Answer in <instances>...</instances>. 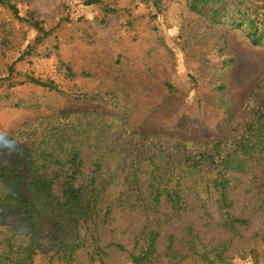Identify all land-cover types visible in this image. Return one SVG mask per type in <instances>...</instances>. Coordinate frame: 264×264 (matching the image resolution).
<instances>
[{"label": "trees", "instance_id": "16d2710c", "mask_svg": "<svg viewBox=\"0 0 264 264\" xmlns=\"http://www.w3.org/2000/svg\"><path fill=\"white\" fill-rule=\"evenodd\" d=\"M146 2L157 15L161 0ZM185 3L210 45L202 62L214 51L229 56L226 36L235 30L252 47L264 48V0ZM0 5L32 26L40 34L37 42L48 37L33 15L20 18L10 0ZM103 10L116 13L109 6ZM27 49L32 55L33 46ZM227 62L232 65V58ZM56 71L66 80L78 77L59 60ZM22 85L70 100L47 107L9 92ZM217 88L221 92L224 85ZM72 89L26 76L0 93V111L36 113L0 137V264H109L112 256L126 264L257 260L256 244L264 248V94L235 137L191 153L182 139L167 142L164 134L133 130L105 110L112 106L107 100ZM111 101L118 103L115 96ZM238 191L247 202L234 196ZM243 209L260 212L259 232L246 235L251 219ZM128 219L134 222L124 228ZM132 227L129 247L115 241Z\"/></svg>", "mask_w": 264, "mask_h": 264}, {"label": "rangeland", "instance_id": "374dc122", "mask_svg": "<svg viewBox=\"0 0 264 264\" xmlns=\"http://www.w3.org/2000/svg\"><path fill=\"white\" fill-rule=\"evenodd\" d=\"M10 1L20 18L33 15L49 35L37 42L40 34L0 5V93L12 83L25 81L26 76L53 81L62 89L73 88V93L107 100L112 106H104L105 110L118 113L133 130L164 134L167 142L182 139L188 145L185 151L191 153L204 149V143L235 137L264 94V48L252 47L244 33L235 30L226 36L229 56L214 51L202 62L210 45L201 37L196 16L187 10L185 0H161L157 15L146 0ZM105 6L116 13H105ZM30 46L33 54L27 55ZM58 60L78 77L64 79L56 71ZM221 68L226 69L224 74L218 72ZM258 83L262 89L255 92ZM222 84L224 89L219 92L217 87ZM9 92L19 98L40 99L47 107L64 106L70 100L33 85ZM104 93H112L118 103ZM34 114L0 111V137ZM238 180H244L243 176ZM234 196L247 202L242 191ZM241 210L238 206L235 212ZM243 211L251 219L246 235L259 232L263 228L260 212ZM133 222L128 219L123 227ZM133 231L132 227L118 232L114 239L129 247ZM246 242L254 244L248 237ZM256 246L257 260L236 257L232 263L264 264V248ZM109 264L126 263L112 256Z\"/></svg>", "mask_w": 264, "mask_h": 264}]
</instances>
